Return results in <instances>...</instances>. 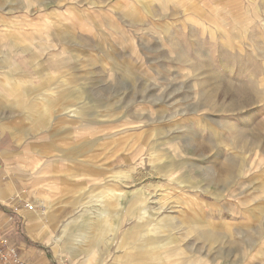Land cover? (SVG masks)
Masks as SVG:
<instances>
[{
  "label": "rangeland",
  "instance_id": "rangeland-1",
  "mask_svg": "<svg viewBox=\"0 0 264 264\" xmlns=\"http://www.w3.org/2000/svg\"><path fill=\"white\" fill-rule=\"evenodd\" d=\"M0 111L51 264H264V0H0Z\"/></svg>",
  "mask_w": 264,
  "mask_h": 264
},
{
  "label": "crops",
  "instance_id": "crops-1",
  "mask_svg": "<svg viewBox=\"0 0 264 264\" xmlns=\"http://www.w3.org/2000/svg\"><path fill=\"white\" fill-rule=\"evenodd\" d=\"M5 62V61H4ZM6 73L7 75H15L18 72V69L11 61L5 62ZM15 84V83H14ZM19 92V91H18ZM15 91V94L12 95L13 104L18 107H24L27 111V116L29 119L38 120L40 117L37 113H33L29 108V103L37 101L40 99L37 96L34 100L29 102L27 105L24 104V100L27 97V94L21 92L18 93ZM25 105V106H24ZM39 112V113H43ZM20 157H21V145L13 134V130L7 126L6 120L0 111V249L13 248L18 251L23 261L27 264H51V259L47 257L44 249L40 248L37 244L38 235L34 234L39 231V227L46 228L53 227L55 220L45 219L41 216H36L34 218L30 212H22L21 209L13 208L11 205V199L14 197L13 192L17 186V177L13 174L14 171L19 170L20 166ZM37 202L49 204L56 208L52 201L46 200L45 198H35ZM118 205V206H117ZM116 210L120 209L121 204H117ZM55 210H60L56 208ZM135 223H138V220H134ZM135 225V224H134ZM109 227L108 233H110L111 238L116 236L118 229L115 226V223L107 225ZM121 226V224L119 225ZM134 227L131 229V233L126 237V244L129 243V239L134 234ZM40 232V231H39ZM61 233V232H60ZM60 235V234H59ZM59 235L48 238L47 245L51 248L53 255L57 256H69L72 261L66 262V264H77L75 257L67 251H62L61 248H53V239L59 238ZM66 252V253H65ZM74 254V253H73ZM135 257V255H131ZM69 259V260H70ZM88 262V260H86ZM72 262V263H71ZM1 264V263H0ZM85 264V262H84ZM92 264V262H90Z\"/></svg>",
  "mask_w": 264,
  "mask_h": 264
},
{
  "label": "built area",
  "instance_id": "built-area-1",
  "mask_svg": "<svg viewBox=\"0 0 264 264\" xmlns=\"http://www.w3.org/2000/svg\"><path fill=\"white\" fill-rule=\"evenodd\" d=\"M13 208L21 209L22 212H31L34 206L28 202H24L17 196L11 199ZM0 263L1 264H27L23 261L22 257L17 250L13 248L0 249Z\"/></svg>",
  "mask_w": 264,
  "mask_h": 264
},
{
  "label": "bare ground",
  "instance_id": "bare-ground-1",
  "mask_svg": "<svg viewBox=\"0 0 264 264\" xmlns=\"http://www.w3.org/2000/svg\"><path fill=\"white\" fill-rule=\"evenodd\" d=\"M43 108H44V107H43ZM31 111H32V109H31ZM117 197H123V194H120V196H117ZM103 213H104L103 210H100V209H99V210H97V213L95 212L94 214L104 217ZM97 231H98V230L91 232L92 235H90V236H91L90 243L94 241V239H95V234L97 233ZM95 232H96V233H95ZM83 238H85L84 235H74V236L72 237V241H74V242H77V241H79V240L84 241ZM152 239H154V238H152ZM52 241H53V243H54V240H52ZM152 241L155 242V240H152ZM155 244H156V246H159L158 243H155ZM54 245H55V247H59V246L57 245L56 242L54 243ZM59 248H60V247H59ZM61 248H62V247H61ZM62 249H63V248H62Z\"/></svg>",
  "mask_w": 264,
  "mask_h": 264
}]
</instances>
